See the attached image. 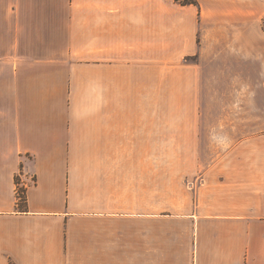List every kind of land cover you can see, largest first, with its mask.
<instances>
[{
  "label": "crops",
  "instance_id": "1",
  "mask_svg": "<svg viewBox=\"0 0 264 264\" xmlns=\"http://www.w3.org/2000/svg\"><path fill=\"white\" fill-rule=\"evenodd\" d=\"M197 2L0 0V264H264V131L206 103L264 95V0Z\"/></svg>",
  "mask_w": 264,
  "mask_h": 264
},
{
  "label": "rangeland",
  "instance_id": "2",
  "mask_svg": "<svg viewBox=\"0 0 264 264\" xmlns=\"http://www.w3.org/2000/svg\"><path fill=\"white\" fill-rule=\"evenodd\" d=\"M44 33L41 31L34 32V37L32 34L26 33V35L22 36L26 41H40V37H42ZM33 39V40H32ZM188 58L186 62H196L194 57H186ZM208 104H224V105H238V113L235 114L236 119H249L251 121H257V127L254 130L257 133L264 131V95H224V96H208L207 102ZM232 114V113H231Z\"/></svg>",
  "mask_w": 264,
  "mask_h": 264
},
{
  "label": "trees",
  "instance_id": "3",
  "mask_svg": "<svg viewBox=\"0 0 264 264\" xmlns=\"http://www.w3.org/2000/svg\"><path fill=\"white\" fill-rule=\"evenodd\" d=\"M178 3L185 5V4H193V5H198L197 0H175ZM262 28L264 29V17L262 18ZM188 58H185L187 61ZM18 199V198H17ZM25 201V196H24V189H21V198L17 200L18 206H21L22 203Z\"/></svg>",
  "mask_w": 264,
  "mask_h": 264
},
{
  "label": "built area",
  "instance_id": "4",
  "mask_svg": "<svg viewBox=\"0 0 264 264\" xmlns=\"http://www.w3.org/2000/svg\"><path fill=\"white\" fill-rule=\"evenodd\" d=\"M22 175L23 173L21 171L16 174V195L18 199L21 198V189L24 188L21 180Z\"/></svg>",
  "mask_w": 264,
  "mask_h": 264
}]
</instances>
